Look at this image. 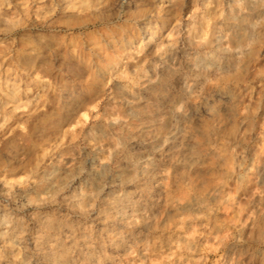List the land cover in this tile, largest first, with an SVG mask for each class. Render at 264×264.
Segmentation results:
<instances>
[{
	"label": "rangeland",
	"instance_id": "374dc122",
	"mask_svg": "<svg viewBox=\"0 0 264 264\" xmlns=\"http://www.w3.org/2000/svg\"><path fill=\"white\" fill-rule=\"evenodd\" d=\"M246 1L235 3L250 14L254 29L235 65L196 82L191 63L206 60L213 38L228 25L232 0H174L169 12L163 11L166 0H0V189L2 181L14 183L10 196L27 199L13 204L0 190V216L15 220L21 231L15 245L7 234L0 238V264H48L34 236L43 237L42 246L57 240L71 264H247L244 254L264 258L258 213L264 212V180L257 182L253 173L264 159V0L256 6ZM240 39L230 32L222 46ZM169 41L172 55L157 60L152 52ZM150 64L163 85L157 94L142 84L141 71ZM121 90L138 99L142 124L175 120L193 138L198 161L178 168L169 151L155 153L130 132L139 116L119 98ZM226 101L233 105L229 115L221 109ZM173 107L183 118L174 117ZM112 118L128 125L113 129ZM97 130L103 134L92 136ZM118 132L124 138L112 153ZM144 157L159 171L156 179L127 183L124 177L135 173L131 161ZM58 160L72 169L62 172L67 183L49 197L51 186L37 185ZM99 162L104 174L92 180ZM212 189L214 198L208 196ZM79 192L93 196L75 204ZM125 193L140 201L134 212L116 203L105 208ZM193 199L203 202L201 210L175 206ZM46 219L53 227L40 225Z\"/></svg>",
	"mask_w": 264,
	"mask_h": 264
},
{
	"label": "bare ground",
	"instance_id": "6f19581e",
	"mask_svg": "<svg viewBox=\"0 0 264 264\" xmlns=\"http://www.w3.org/2000/svg\"><path fill=\"white\" fill-rule=\"evenodd\" d=\"M133 1L134 0H127L128 3ZM245 4L256 6L258 4V0H249V1L247 0ZM173 5H174V0H166L164 5L162 6L163 11L169 12ZM226 13H227L226 20L228 21V25L225 29H223L220 32V34L216 35L213 38L212 47L207 51V53L204 56V59L206 60L200 63L194 60L191 63L192 70H190V73L194 77V80H196V82L200 78L206 77L209 73L215 72L213 70H219L225 66H234L238 58V54H240L247 40L251 36L250 34L253 32L254 23L251 21L252 17L247 18L248 16H250V14L248 12L243 13L241 11V7H239V4L235 3V0H232V2L229 3L228 11ZM243 28H245L246 31L245 32L242 31L241 33L240 30ZM142 30L145 32V28H143ZM230 32L240 36L241 39L232 46H222L225 43L227 35ZM154 37L155 34L148 37L147 41L149 43L153 42ZM172 50H173L172 42L169 41L162 49L155 50L152 53L157 60L166 61L167 58L169 59V56L172 55ZM165 68L168 69L170 67L169 65H167ZM141 72L144 73L143 75L144 79L142 81V84H144V88H146L147 90L150 89L154 91V93L156 94L158 92L159 93L162 92L163 90L162 83L154 80L155 78L153 77V75L155 74V71H154V66L152 64L147 65L146 69H144ZM191 88L192 86H188V90H190ZM119 98L126 103V106L128 108L132 110L133 115H137V117L139 116L137 121L135 120L133 123H131L132 128L130 129V132L135 134H140V136L144 139V141L148 143V145L153 150V152L158 154H166L165 152L169 151V153L166 156H168L169 160H171L172 157L175 156L173 161L175 162L176 167L178 166V168L179 167L186 168L193 166L194 163L198 161V158L200 156V151L196 150L193 143L191 142L193 138L190 141L189 136L184 134L181 128L180 129L178 128V126L175 123V120L165 121L163 119H160L159 121L157 120L154 122L152 118V120H150L148 124L144 125L140 122V114L142 113L136 107L138 99L134 95L130 94L125 90L120 91ZM230 101L229 103L228 101H226L225 103H223L221 107L223 112L227 115L231 114L230 112L233 106V105L231 106ZM199 105H201V103H199ZM158 106L159 105H157V108ZM202 107L204 108L205 111L210 110L209 109L210 106L206 108L204 106ZM172 110L174 113V117L183 118L184 116L183 112L179 111L178 107H173ZM109 124L110 127L113 129H117L118 127L126 128V126L128 125L126 119L124 118H112L110 119ZM100 134L102 135L103 131L97 130L91 133V135L94 137L100 136ZM117 137H118L117 141H111L109 144L112 153H116L120 150V146L118 144L124 138L119 132L117 133ZM166 147H168V149H166ZM130 166L132 167V169H134L135 173L131 175H126L124 177V180H126L127 183L136 182L137 185H140L142 182L148 180H150V182H152L153 180L154 182L159 172V171L158 172L155 171L156 167L153 165V161L151 158L144 157L141 160L140 158H136L133 161H131ZM71 169L72 167L65 165V163H62L60 160L56 162H52L46 168V170L41 174V178L37 186H41L42 184L51 186V190L49 191V194L47 196L49 197L55 196L57 190L61 186L65 185L68 181L67 178L66 179L62 178V172H68ZM104 169H105L104 164H102V162L97 163V165L92 169V176H93L92 180H98L101 176H103ZM253 173L257 182H261L264 180V159H262L256 165ZM1 185H2L0 189L2 191L1 193L10 196L12 189L14 188V183L2 181ZM92 196H93V192H79L73 194V198L76 201L75 204H78V202L80 203L84 199H90L92 198ZM208 196L210 198H214L216 196L215 189L210 190L208 192ZM10 197L11 200L14 202L13 204L21 203L22 200L24 201L27 200L25 196H21V195L16 198H12L13 196ZM15 199L17 200L15 201ZM70 202L74 203V201H70ZM111 203H116L119 204L120 206L124 205V207L128 210L127 212L130 213L134 212L137 209V207H139L140 205V201L137 199L133 200V195L130 193L113 196L111 201H106L104 203V205H106L105 208L107 209V207ZM202 203L201 201H197V199L195 200L193 199V200H188L186 202H177L175 206L176 208H180V209L190 208L192 210H201L204 205V204L202 205ZM258 213L262 218H264V212L259 210ZM111 216L116 217V214L113 213ZM40 225L44 227H53L52 221H48V219L40 221ZM17 227H18L17 222L15 220L8 219V217H6L5 215L0 216V238L5 237L4 234H7L8 236H10L12 245H15V243H19L18 235L20 234L21 231L18 230ZM262 229L264 232V224L262 226ZM33 238H34L33 241L38 251L40 252L41 258L45 260L48 264H71L72 259L67 257L68 255L67 249L62 248L64 246L58 243L57 240H52V243L42 246L44 244L43 237L34 236ZM111 240L116 241L119 239L118 236H113ZM88 252L89 253L86 254V256L88 258H93L94 257L93 252L91 250H88ZM241 258L242 260H246L247 264H256V263L264 264V258L255 257V259H252L249 254H244L242 255ZM22 264H26V263L23 262Z\"/></svg>",
	"mask_w": 264,
	"mask_h": 264
}]
</instances>
